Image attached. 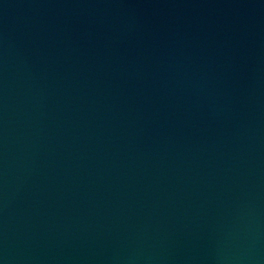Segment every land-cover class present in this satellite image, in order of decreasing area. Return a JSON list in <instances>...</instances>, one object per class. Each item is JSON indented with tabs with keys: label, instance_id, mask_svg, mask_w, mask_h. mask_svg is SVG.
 Returning <instances> with one entry per match:
<instances>
[{
	"label": "water",
	"instance_id": "water-1",
	"mask_svg": "<svg viewBox=\"0 0 264 264\" xmlns=\"http://www.w3.org/2000/svg\"><path fill=\"white\" fill-rule=\"evenodd\" d=\"M0 264H264V0H0Z\"/></svg>",
	"mask_w": 264,
	"mask_h": 264
}]
</instances>
